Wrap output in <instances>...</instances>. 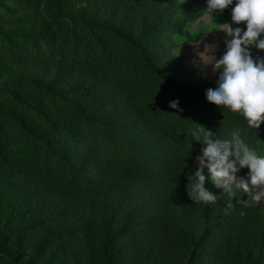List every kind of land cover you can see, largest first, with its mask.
<instances>
[{
	"label": "rangeland",
	"instance_id": "rangeland-1",
	"mask_svg": "<svg viewBox=\"0 0 264 264\" xmlns=\"http://www.w3.org/2000/svg\"><path fill=\"white\" fill-rule=\"evenodd\" d=\"M231 7L210 17L205 0H0V264H188L192 245L184 251L168 231L145 234L144 224L119 231L125 216L111 209L124 210L131 202L108 201L102 217L103 206L96 212L88 205L92 191L86 185L63 182L65 162L89 145L111 176L115 169L154 166L162 183L171 175L186 189L204 146L186 137L191 129L228 138L239 128L264 155V123L256 131L227 109L207 102L191 108L183 94L147 69L136 47L110 30L137 36L153 62L177 82L215 87L217 73L197 53L208 44L210 55H222L225 33L215 24L231 22ZM88 21L110 29L87 26ZM251 52L264 57V51ZM174 99L178 109L168 107ZM181 113L185 120L194 118L192 128L177 126ZM164 137L167 151L159 160ZM173 146L185 150L186 164L175 162ZM247 171L237 175L246 178ZM205 185L226 195L207 179ZM259 204L264 207V200ZM147 207L141 222L154 214ZM104 225L116 248L98 249L87 261L88 247L102 237L95 229ZM196 225L188 218L187 228ZM250 225L235 228L232 238L226 233V255L217 251L202 262L264 264V251L256 263L264 230L257 220Z\"/></svg>",
	"mask_w": 264,
	"mask_h": 264
},
{
	"label": "trees",
	"instance_id": "trees-1",
	"mask_svg": "<svg viewBox=\"0 0 264 264\" xmlns=\"http://www.w3.org/2000/svg\"><path fill=\"white\" fill-rule=\"evenodd\" d=\"M86 25L103 30L110 29L107 25L94 21H88ZM110 30L118 37L125 39L130 45L136 47L140 51L147 69L152 71L159 80L171 87L172 90L183 94L191 108L197 102H207L204 93L206 89L211 87L199 85L197 88H193L188 84L177 82V80L168 77L153 62V59L142 47L137 36L121 30ZM182 113L181 122H178L177 126H181L182 129L184 126L186 129L192 128L191 125L194 123V118L191 117L192 121L185 120L187 114L183 117ZM141 117L143 116L139 113L138 120L140 119L142 122L143 118L141 119ZM146 124L147 122L144 123V127L147 130L149 126ZM191 131L193 132L194 130L191 129ZM191 131L186 137L191 135ZM156 133L159 135V131ZM164 140L165 137L160 140L162 142L158 146L159 160L165 156L163 153L167 151L163 143ZM173 148L172 152L175 154L173 156L174 160L176 159L175 162L186 164V159H184L185 150H182L180 146H173ZM105 162V159L96 157L93 147L86 145L77 158L71 157L69 161L65 162L68 176L63 182L72 181L73 188H76L79 183L86 185L87 189L92 191V194L88 197L90 199L88 205L93 206L96 212L99 209L98 204L103 206L100 211L102 217L108 212L109 207H106L108 201L114 200L118 201V203L131 202V205L124 210H121L119 206L111 209L112 214H119L123 211L122 213L125 216L126 221L120 226L119 231L124 233L130 229V226L133 228L141 224L145 225V234L150 231L154 233L168 231L170 238H173L174 244L181 246L184 251L192 245L191 251H186V254H190L188 264H204L202 260H207L210 254L216 255L217 251L220 255H226L227 247H229L230 243L228 242L225 245L222 239L227 232H232L229 235L232 238L234 236L233 230L240 225L249 227L254 220H257L261 225L260 229L264 230V207L261 204L255 205V207L258 206L257 209H254V204L245 206L242 202L247 199L246 194L237 193V196L232 199L233 206L227 208L226 195L221 197L219 193L205 185L213 194L217 195L215 203L207 205L199 202L195 203L189 198L182 184L174 181L171 175H168L166 182L162 183L159 180L160 173H156L154 166H141L123 170L115 169L111 176L107 172V164ZM159 163L161 164V162ZM146 206H148V210L154 209V214L146 222H141L140 219L145 217L142 209ZM85 208L88 209L87 206ZM168 217L171 222L167 221ZM188 218L197 223L196 227L187 228L186 222ZM80 226L85 227V224L83 225L82 223ZM95 230L100 231L102 237L95 245L88 247L87 261L98 249L102 252H108L116 248L115 240L107 233V225H104V228L99 226ZM45 247L41 245L40 250L46 251L47 247ZM123 249L127 251L126 246ZM263 251L264 249L261 248L256 263L262 259ZM238 259L243 260L244 257L240 256Z\"/></svg>",
	"mask_w": 264,
	"mask_h": 264
},
{
	"label": "clouds",
	"instance_id": "clouds-1",
	"mask_svg": "<svg viewBox=\"0 0 264 264\" xmlns=\"http://www.w3.org/2000/svg\"><path fill=\"white\" fill-rule=\"evenodd\" d=\"M207 13L223 12L231 7V22L215 24L225 33L224 51L217 59L205 44L198 52L205 65L217 73L215 87L205 90V100L221 110L242 116L250 129L256 131L264 123V57H253L251 49L264 51V0H205ZM243 22L244 27L239 25ZM199 42H197L198 44ZM179 99L169 101L168 107L179 108ZM204 129V128H203ZM205 130V129H204ZM193 140L204 145L194 158L195 170L187 175L189 198L205 205L215 203L217 195L205 187L206 179L227 197V208L233 206L237 193L246 194L242 203L259 204L264 200V155H259L236 128L228 138H219L205 130H194ZM247 169L246 178L237 174ZM206 170V173H205Z\"/></svg>",
	"mask_w": 264,
	"mask_h": 264
}]
</instances>
